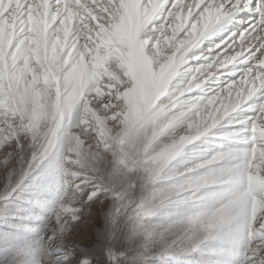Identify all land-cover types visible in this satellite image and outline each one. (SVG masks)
I'll list each match as a JSON object with an SVG mask.
<instances>
[{"label": "snow or ice", "instance_id": "6c2138e0", "mask_svg": "<svg viewBox=\"0 0 264 264\" xmlns=\"http://www.w3.org/2000/svg\"><path fill=\"white\" fill-rule=\"evenodd\" d=\"M0 264H264V0H0Z\"/></svg>", "mask_w": 264, "mask_h": 264}]
</instances>
